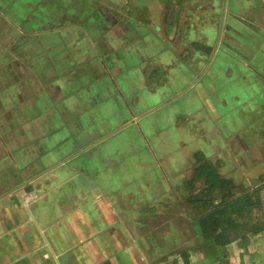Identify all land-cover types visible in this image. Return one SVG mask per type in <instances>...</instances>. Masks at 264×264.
I'll return each instance as SVG.
<instances>
[{"label":"crops","instance_id":"1","mask_svg":"<svg viewBox=\"0 0 264 264\" xmlns=\"http://www.w3.org/2000/svg\"><path fill=\"white\" fill-rule=\"evenodd\" d=\"M197 1L0 0V264H264V26L228 0L195 35ZM157 114L180 148H152ZM65 127L103 134L67 150Z\"/></svg>","mask_w":264,"mask_h":264},{"label":"rangeland","instance_id":"2","mask_svg":"<svg viewBox=\"0 0 264 264\" xmlns=\"http://www.w3.org/2000/svg\"><path fill=\"white\" fill-rule=\"evenodd\" d=\"M200 1V0H199ZM228 0H209V9L207 11L203 12V22L200 21L198 22V19L195 18V22H194V26H192L193 28V33L195 35H198V33L202 32V28H204V34L210 32V34L215 35V32H221L222 30V23L225 21V15L226 17V23L229 24L230 21H232V16H234L235 11L230 8V10H224V8H222V4L223 2L227 3ZM241 3H245L246 5V10L247 12H252L251 14H256L255 16V21L254 24L256 26H264V0H239ZM201 2H198L197 0H195L194 3V11L197 13V5L201 6ZM220 5V6H219ZM247 21V20H246ZM209 26V30H207L208 26ZM221 28V29H220ZM207 30V31H206ZM206 31V32H205ZM217 47V46H215ZM119 82V81H118ZM69 92H66V95H68ZM29 102V100L27 101L26 98H24V104H23V109H24V113L25 112H29V106L26 105V103ZM132 102L130 101V99H127V101H123V105L125 107H131ZM122 105V104H121ZM112 118V115L109 119ZM157 118H159V114L155 115V116H151L149 119H145L143 122L140 123L141 125V129L145 130V134L146 136L149 137V139H151L152 141L150 142L152 145V148H155L156 151L159 150L158 145V139H160V135L163 132L168 133L169 135L167 136L170 140H172V145H170L171 147L175 146H179L180 145V141L183 140V138L181 137L182 134L176 130H173L170 133V129H168V124L165 123H161L160 124L156 123V121L158 120ZM112 123L113 120L111 119ZM158 122V121H157ZM62 123V122H61ZM60 123V124H61ZM115 124V123H114ZM151 125V127H149ZM134 127V126H133ZM132 128V127H131ZM137 128V127H136ZM135 129V127L133 128ZM132 129V130H133ZM69 129L67 127L62 128V130L58 131L56 137L54 139H68V148L69 149H73L75 146H80L82 144L88 143L91 139H93V137L99 136L100 134L102 135L103 132H99L96 130V132H93L90 134V137L84 138L83 136H79V137H74L72 135V137L69 134ZM133 132H135L133 130ZM172 134V136H171ZM126 135V134H125ZM124 135V136H125ZM117 139L119 140L120 138H116V139H111L108 142H106L103 146L100 147V149H107V151H112L114 150V148H117L114 144L117 142ZM156 144V145H155ZM180 148V146H179ZM177 150H180V149ZM154 150V149H153ZM69 152V151H68ZM70 153V152H69ZM113 152H111L112 154ZM148 152H146L147 154ZM175 153H179L180 152H175ZM127 155V150H124V152H119V155H117V158L115 156L112 157V161H107L104 165L107 166L111 163H117L119 166L122 165V159L123 157H125V162L124 165L127 164L128 168L131 166V164L133 162H131L129 160V157L126 156ZM127 160H129L127 162ZM169 229V227H168ZM168 229L166 228V230L163 231H168ZM191 229L189 227H187V224L185 222H181L178 223L177 229L175 230V232L173 233L174 236L176 235V240L178 241V247L172 246V247H163V254H170L173 253L175 250H178L179 253L186 248L185 246H183L182 243H185V241L187 242V240H191V238L193 239L195 237V234L190 231ZM177 231V232H176ZM164 233V232H163ZM210 264H214V263H210Z\"/></svg>","mask_w":264,"mask_h":264},{"label":"trees","instance_id":"3","mask_svg":"<svg viewBox=\"0 0 264 264\" xmlns=\"http://www.w3.org/2000/svg\"><path fill=\"white\" fill-rule=\"evenodd\" d=\"M240 206H246L247 208H251L253 206L251 200H245V201H241V200H237V202H227L225 203L223 209L224 212H226L225 214V218H231L233 217V214H235V208H238ZM218 231L217 230H211L208 229L206 226L203 225V238L206 239H216L218 237ZM245 233H249L246 231L243 232H239L236 229H230L227 230L223 235V243H226V245L230 244L231 242L239 239L243 234Z\"/></svg>","mask_w":264,"mask_h":264}]
</instances>
